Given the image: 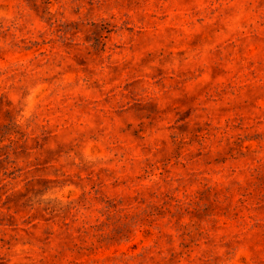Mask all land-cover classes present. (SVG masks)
Returning a JSON list of instances; mask_svg holds the SVG:
<instances>
[{"label":"clouds","instance_id":"clouds-1","mask_svg":"<svg viewBox=\"0 0 264 264\" xmlns=\"http://www.w3.org/2000/svg\"><path fill=\"white\" fill-rule=\"evenodd\" d=\"M0 264H264V0H0Z\"/></svg>","mask_w":264,"mask_h":264}]
</instances>
